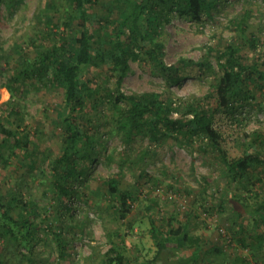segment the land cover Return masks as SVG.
I'll list each match as a JSON object with an SVG mask.
<instances>
[{
    "label": "rangeland",
    "instance_id": "obj_1",
    "mask_svg": "<svg viewBox=\"0 0 264 264\" xmlns=\"http://www.w3.org/2000/svg\"><path fill=\"white\" fill-rule=\"evenodd\" d=\"M46 1L0 0V45L3 52L13 47L18 50L23 47L29 52L34 50L39 41L38 19L45 22L47 33L53 25L48 23L45 15L42 16V13L53 12L46 8ZM55 1L60 11L66 6L64 0ZM244 14L247 15L246 32L239 35L235 24L244 19ZM252 39L256 40L258 48L250 45ZM161 41L166 46L164 61L167 65H193L207 59L212 69L184 67L182 79L169 87L147 64L131 62V71L124 80L122 92H160L181 99L203 98L209 94L212 72L219 70L217 51L224 43L229 41L243 46L250 58L257 59L264 54V0H219L212 15H205L201 22L173 17L164 29ZM18 54L9 52L5 56L3 74H0V116L7 125L15 118L9 115L12 104H5L10 93L3 84L13 72V60ZM84 78L94 85L114 87L113 76L96 67L86 69ZM101 100L103 103L95 108L88 99L86 112L94 119L91 123L93 130L98 127L97 135L105 142L99 148L95 164L84 176V182L76 184L78 195L75 197L56 195L58 190L53 184L50 165L51 156H57L62 142L60 126L56 129L53 119L59 103L64 101V94L53 89L30 87L20 99V105H16L24 114V122L15 121V131L30 133L37 148L31 151L34 148L31 144V156L17 150L8 162L0 152V194L12 198L20 206L24 203L31 206V220L37 224L38 231L32 254L25 248L21 249L23 254L18 250H7V263L28 264V257L24 255L27 254L35 264H102L113 245L110 241L113 238L130 264H148V260L157 254L151 236L150 219H153L165 227L167 220L175 224L189 222L190 232L199 238L204 252L213 245L224 246L226 250L220 257L200 255L204 261L201 264L209 260L237 264L239 256L249 260L246 264H264V250L259 256H253L252 251L243 248L240 242L237 226L250 225L252 218L238 217L228 199L244 195L246 191H240L231 183L218 155L199 151L190 153L169 139L154 146L149 139L127 146L118 136H111L113 115L109 103ZM254 102L253 106L248 104L234 115H215L214 127L222 133L223 146L230 157L251 153L250 136L254 133L261 135L263 139L260 141L264 142V108L258 106L259 102L264 105V89L258 90ZM141 146L149 147L147 157H142ZM261 148L259 144L257 149ZM2 153L8 157L6 150ZM44 157L48 158L46 162L42 160ZM34 160H38L35 167L30 165ZM261 160L255 173L264 181ZM114 176L121 181L119 188L130 191L135 197L125 219L120 218L117 209L113 208L116 204L108 188L101 183ZM255 190L264 196V182L258 183ZM65 202L71 203L74 210H67ZM129 223L133 224V229L129 228ZM258 229L262 231L263 226ZM117 234L124 235V240L116 237ZM190 254L191 250H184L177 256ZM160 263L166 264V260L162 258Z\"/></svg>",
    "mask_w": 264,
    "mask_h": 264
},
{
    "label": "trees",
    "instance_id": "obj_2",
    "mask_svg": "<svg viewBox=\"0 0 264 264\" xmlns=\"http://www.w3.org/2000/svg\"><path fill=\"white\" fill-rule=\"evenodd\" d=\"M64 1L66 6L61 11L57 9L55 0L45 2L46 8L53 12L42 13V16L45 15L48 23L53 25L47 33L44 30L45 22L38 19L39 41L35 43L33 51L13 47L3 52L0 45V74H3L5 56L9 52L19 53L17 59L13 60V72L8 74L3 84L10 93V99L5 104H12L9 115L15 120L7 125L4 117L0 116L1 156L8 162L17 150L31 156V151L37 148L36 143H32L30 133L15 131V121L20 124L24 122V114L16 105H20L19 101L25 97L27 90L35 87L63 93L64 101L59 103L53 119L55 128L60 126L62 142L57 156H51L50 165L53 184L58 190L56 195L77 196L76 184L84 182V176L95 164L99 148L105 142L97 135L98 127L93 130L91 123L94 119L86 112L87 100L98 108L103 98L109 103L113 115L111 136H118L127 146L143 139H149L154 146L169 139L190 153L199 151L218 155L231 183L240 191H246L244 195L228 200L238 217L252 218L250 225H236L239 229L237 233L243 248L252 251L253 256H259L264 250V196L255 188L264 181L255 170L262 157L264 164V142L260 141L263 138L257 133L252 134L251 153L230 157L223 146L225 139L222 133L214 127V118L217 113L234 115L248 104L253 106L258 90L264 89V54L261 53L257 59L250 58L243 46L229 41L224 43L217 51L219 70L212 72L209 94L203 98L181 99L160 92L125 94L122 88L131 71V62L147 64L153 73L162 76L169 87L182 79L184 67L212 69L207 59L193 65H167L164 61L166 46L161 36L173 17L201 22L205 15H212L219 0ZM246 16L244 14V19L235 24L239 35L246 32ZM249 43L253 48H258L256 40L252 39ZM209 50L212 52L213 48ZM90 67L113 76L114 87L111 89L108 84L94 85L84 78L86 69ZM106 79L109 81V77ZM258 106L264 108L260 102ZM258 143L262 146L260 150L257 149ZM31 144L34 148L30 151ZM5 150L7 158L2 153ZM139 151L142 157H147L150 149L141 146ZM125 154L128 159L127 151ZM42 160L46 162L48 158ZM37 162L34 160L30 165L35 167ZM120 182L115 176L101 181L116 204L113 208L117 209L120 218L125 219L131 212L135 197L130 191L120 189ZM65 206L67 210H74L71 203L65 202ZM32 211L27 203L20 206L12 198L7 199L0 194V264H8L5 258L7 250L22 253L21 249L25 248L30 254L34 251L33 243L38 229L31 220ZM167 223L165 227L150 219L157 254L148 260V264H161L162 258L166 264H201L204 262L200 259L202 254L216 257L224 254L226 249L223 245H213L204 252L199 238L191 234L189 222L175 224L167 220ZM261 225L262 231L258 229ZM129 228H134L132 223H129ZM115 236L124 240L122 234ZM110 241L113 245L102 264H130L113 238ZM184 250H191V254L177 256L178 252ZM24 255L28 257V264H35L30 255ZM236 263L246 264L249 260L239 256ZM204 264L220 263L209 260Z\"/></svg>",
    "mask_w": 264,
    "mask_h": 264
}]
</instances>
